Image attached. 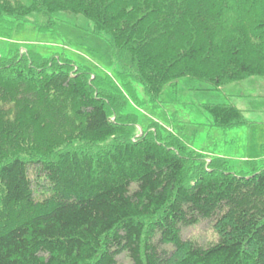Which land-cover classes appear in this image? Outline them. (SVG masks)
I'll return each instance as SVG.
<instances>
[{
    "label": "trees",
    "instance_id": "16d2710c",
    "mask_svg": "<svg viewBox=\"0 0 264 264\" xmlns=\"http://www.w3.org/2000/svg\"><path fill=\"white\" fill-rule=\"evenodd\" d=\"M29 1L0 0V38L80 15L115 69L0 54V264H264V165L207 163L156 124L135 138L127 112L135 84L158 104L181 79L264 77V0ZM202 109L215 127L246 123L232 105ZM202 221L217 242L182 237Z\"/></svg>",
    "mask_w": 264,
    "mask_h": 264
},
{
    "label": "rangeland",
    "instance_id": "374dc122",
    "mask_svg": "<svg viewBox=\"0 0 264 264\" xmlns=\"http://www.w3.org/2000/svg\"><path fill=\"white\" fill-rule=\"evenodd\" d=\"M20 1L26 5L30 3L29 0ZM56 17L53 34L38 33L27 25L10 40L0 38V54L34 50L45 58H67L77 65L95 67L101 73L113 75L115 68L109 63L107 39L93 35L91 23L80 15L61 13ZM134 88L139 102L129 99L127 112L134 113L138 119L135 138L156 124L163 133L180 139L189 150L205 156L207 163L215 157L226 158L235 171H250L247 161L256 160V167L264 165V77H248L219 89L203 82L181 79L174 85L165 86L158 104L150 103L138 85ZM204 104L235 106L246 123L228 129L215 127L202 109ZM181 235L202 246L218 240L208 221L183 229ZM118 264L131 262L121 255Z\"/></svg>",
    "mask_w": 264,
    "mask_h": 264
}]
</instances>
